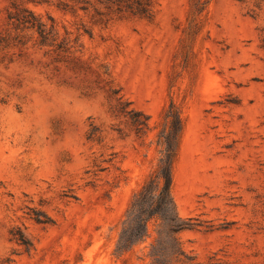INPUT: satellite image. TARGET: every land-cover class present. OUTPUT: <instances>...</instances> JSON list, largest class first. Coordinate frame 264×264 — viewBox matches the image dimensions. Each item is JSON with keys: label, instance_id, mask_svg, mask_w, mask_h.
<instances>
[{"label": "rangeland", "instance_id": "obj_1", "mask_svg": "<svg viewBox=\"0 0 264 264\" xmlns=\"http://www.w3.org/2000/svg\"><path fill=\"white\" fill-rule=\"evenodd\" d=\"M21 9L44 41L8 20ZM149 9L0 0V264H152L158 222L131 250L115 246L170 107L181 119L171 195L194 224L167 264H264V0ZM132 111L148 117L140 135Z\"/></svg>", "mask_w": 264, "mask_h": 264}, {"label": "trees", "instance_id": "obj_2", "mask_svg": "<svg viewBox=\"0 0 264 264\" xmlns=\"http://www.w3.org/2000/svg\"><path fill=\"white\" fill-rule=\"evenodd\" d=\"M76 3L88 5L89 0H72ZM113 7L115 11L131 13L133 15L148 16L151 0H96ZM83 9L85 7L83 6ZM19 11V12H18ZM26 13V14H24ZM8 20L18 27L34 29L41 41L46 39L45 24L31 12L21 9L9 13ZM170 107L166 117L170 120L168 131L162 135V156L154 173L132 196L129 207L122 222L119 238L115 246V253L121 255L135 245L145 241L148 236L150 221L158 222L161 227L154 242L150 246L152 264H167L171 257L183 256V250L177 235L193 227L192 219H182L178 216L171 195L173 182L172 169L176 155V138L181 129V119L177 110ZM131 123L135 132L140 135L148 128V117L140 112H131ZM47 221L37 220V223ZM10 235L16 243L30 246V242L19 229H13Z\"/></svg>", "mask_w": 264, "mask_h": 264}]
</instances>
